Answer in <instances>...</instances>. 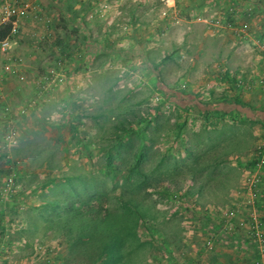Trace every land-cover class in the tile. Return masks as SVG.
<instances>
[{
    "label": "rangeland",
    "instance_id": "rangeland-1",
    "mask_svg": "<svg viewBox=\"0 0 264 264\" xmlns=\"http://www.w3.org/2000/svg\"><path fill=\"white\" fill-rule=\"evenodd\" d=\"M11 21L0 264H264V0H0Z\"/></svg>",
    "mask_w": 264,
    "mask_h": 264
},
{
    "label": "trees",
    "instance_id": "trees-1",
    "mask_svg": "<svg viewBox=\"0 0 264 264\" xmlns=\"http://www.w3.org/2000/svg\"><path fill=\"white\" fill-rule=\"evenodd\" d=\"M13 28H14L13 21L2 24L0 26V41H3L7 38H11V36H12L11 33L13 31ZM180 100H182V99H180Z\"/></svg>",
    "mask_w": 264,
    "mask_h": 264
}]
</instances>
